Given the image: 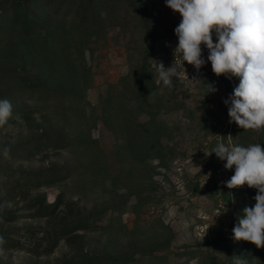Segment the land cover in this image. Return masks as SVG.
I'll use <instances>...</instances> for the list:
<instances>
[{"label":"rangeland","instance_id":"rangeland-1","mask_svg":"<svg viewBox=\"0 0 264 264\" xmlns=\"http://www.w3.org/2000/svg\"><path fill=\"white\" fill-rule=\"evenodd\" d=\"M148 1L146 6L139 5L138 10L129 0L99 9L103 20L96 33L100 38L84 59L91 68L90 77L84 79L79 72L71 74L79 90L74 111L63 112L55 104H44V114L38 116L34 129L18 127L0 131V153L10 144L38 137L43 130L66 134V130L75 133L77 129L103 150L97 157L95 153L83 154L79 149L49 150L25 162H12L0 156V167L38 173L52 166L89 167L87 160L94 166L99 158L118 180H104L106 175H97V172L85 180L76 172L73 177H69L70 173L56 183L19 191L23 192L21 195L5 193L0 188V198L20 216L14 222L0 219V235L9 232L19 237L29 227L47 230L90 214L98 220L101 231L87 233L85 246L101 255L106 253L121 260L142 259V264H199L191 251L203 250L208 258L203 257L204 264H233V256L244 250L249 255L242 258L248 264H264V248L232 239L238 215L244 207L254 206L257 190L247 185L226 187L225 182L234 175L235 166L225 169L226 161L214 157V153L205 155L221 141L230 146L247 147L257 143L264 146V127L245 130L229 123V106L224 100L239 84V78L229 80L224 75H215L211 63L207 62L208 49L203 44L206 63L199 73L185 62L189 79L183 75L174 78L172 87L160 81L152 60L163 62L165 68L171 66L173 50L178 44L174 29L182 17L167 7L165 0ZM147 13L152 15L154 49L150 63L155 73L149 98L160 100L162 108L158 117L168 127V132L160 138L158 151L150 155L149 161L130 155L125 147L126 123L138 122L135 118L140 123L149 120V112L139 110L140 99L134 90L136 69L144 51L143 38L149 29L141 14ZM63 21L60 19V23ZM65 21L61 27L62 40L73 37L72 19ZM213 40L215 43V33ZM10 51L8 47L0 49V62L12 56ZM36 52L44 56L43 51ZM75 65H83V61L78 59ZM42 68L44 71L45 67ZM46 75L44 71L42 77L45 79ZM193 77L204 81L190 80ZM208 83L217 91L208 94ZM72 132L68 131V135ZM1 183L0 176V186ZM63 190L68 192L71 202L57 218L31 217L33 211L27 208L35 198L46 195L54 202ZM71 240L74 247L78 246L77 236ZM26 248L29 243L6 252L0 246V264H64L73 254L72 245L66 241L49 255L36 256Z\"/></svg>","mask_w":264,"mask_h":264},{"label":"trees","instance_id":"trees-1","mask_svg":"<svg viewBox=\"0 0 264 264\" xmlns=\"http://www.w3.org/2000/svg\"><path fill=\"white\" fill-rule=\"evenodd\" d=\"M121 1L0 0V49L8 47L12 54L11 57L7 56L0 62V83H2L0 99H8L13 108L12 118L8 124L0 126V131L4 128L18 127L34 129L38 116L44 114V104L52 106L55 104L63 112L75 110L79 102V90L71 74L79 72L84 79L90 77L91 68L87 66L84 59L88 51L94 50L100 38L96 29L103 19L98 11L110 5L117 6ZM129 1H133V7L136 10L139 9V5L146 6L150 2L148 0ZM141 17L149 29L143 38L144 51L136 69L135 88L134 86L133 88L139 95L138 108L149 112V120L140 123L135 118L138 122L126 123L125 129L128 130V136L125 147L130 150V155L149 161L150 155L158 151L160 138L168 132V127L158 117L162 108L160 100L157 98L156 101H152L149 98L151 88L154 86L153 76H155L150 63L154 49L153 32L150 26L152 15L141 14ZM68 18L72 19L73 37L62 40L61 27ZM60 19L64 20L63 23H60ZM52 42L53 47L48 48L49 43ZM36 50L43 51L41 54L44 56H39ZM78 59L83 61V65H75ZM41 66L45 67L44 71L47 74L45 79L42 77L44 71ZM181 107L185 108L184 105ZM125 113L130 114L129 110ZM66 131V134H53L43 130L38 137L6 146L5 148L9 150L8 155L5 156L2 150L0 156L12 162H25L49 150L60 152L79 149L83 154L95 153V157L103 152L95 140L84 137L80 134V130L77 129L75 133ZM68 131L72 132L69 133L71 135H68ZM214 157H216L215 153ZM87 162L89 167L52 166L46 172L38 173L20 172L13 170L10 166H2L0 167L2 178L0 188L5 193L21 195L23 192L19 191H29L32 187L41 188L45 184L56 183L67 178L70 173L69 177H73L76 172L85 177V180L95 176V172L99 173L97 175H106L103 176L104 180H118V177L110 175L101 159L96 158L94 166L90 165L89 160ZM68 197V192L64 190L54 202H50L46 195L37 197L27 209L33 211L31 214L33 218L54 220L64 211V206L71 202ZM18 218L20 216L10 210L0 198V219L14 222ZM97 221L88 214L72 222H61L47 230L29 227L19 237L6 232L0 235V246L6 252L20 248L23 243H29V248H26L29 253L43 256L52 254L61 242L66 241L68 245H72L73 254L64 264H142L140 263L143 262L142 259L141 261L135 258L121 260L106 253L101 255L89 248L86 249V234L101 231ZM74 236L80 239L76 247L71 240ZM44 241H46L45 245ZM191 254L200 261L199 264L206 262L203 261V257H205L204 260H208L203 250L191 251ZM237 255L248 258L249 254L240 250ZM144 260L149 259L144 258Z\"/></svg>","mask_w":264,"mask_h":264},{"label":"clouds","instance_id":"clouds-1","mask_svg":"<svg viewBox=\"0 0 264 264\" xmlns=\"http://www.w3.org/2000/svg\"><path fill=\"white\" fill-rule=\"evenodd\" d=\"M165 2L182 19L174 29L178 44L173 50L171 66L165 68L163 62L152 60L160 81L172 87L174 78L179 79L182 75L188 78L185 62L199 73L206 63L202 55L203 44L208 49L207 62L211 63L215 75H224L229 80L239 78V84L224 100L229 106V123L245 130L264 127V0ZM190 80L204 81L195 77ZM208 88V94L217 91L212 83H208ZM12 116L11 102L0 99V126L8 124ZM3 151L7 156L9 150L5 148ZM212 153L221 161H226L225 169L235 166L234 175L225 182L226 187L233 189L247 185L257 190L253 197L254 206L244 207L238 215L232 239L264 248V146L259 143L247 147L230 146L221 141L205 155ZM210 226L212 224L208 228ZM233 264H248V261L242 255H234Z\"/></svg>","mask_w":264,"mask_h":264},{"label":"built area","instance_id":"built-area-1","mask_svg":"<svg viewBox=\"0 0 264 264\" xmlns=\"http://www.w3.org/2000/svg\"><path fill=\"white\" fill-rule=\"evenodd\" d=\"M203 228V227H202Z\"/></svg>","mask_w":264,"mask_h":264}]
</instances>
